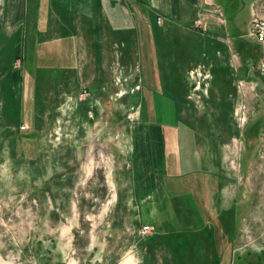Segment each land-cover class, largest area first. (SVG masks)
<instances>
[{
  "label": "rangeland",
  "instance_id": "374dc122",
  "mask_svg": "<svg viewBox=\"0 0 264 264\" xmlns=\"http://www.w3.org/2000/svg\"><path fill=\"white\" fill-rule=\"evenodd\" d=\"M218 2L221 12L210 21L224 25L236 94L217 110L214 85L199 101L202 110L186 114L206 121L189 128L196 137L186 168L200 169L190 183L208 219L219 225L222 213L235 211L225 264H264V77L262 46L250 35L264 18V0ZM11 51L0 48V264H155L148 255L155 228L140 220L130 191L127 153L141 119L131 80H109L96 97L88 89L37 91L32 112L23 113L25 96L9 75L23 60L8 62ZM157 199L147 217L181 225L183 205L164 193Z\"/></svg>",
  "mask_w": 264,
  "mask_h": 264
},
{
  "label": "crops",
  "instance_id": "0c3cea01",
  "mask_svg": "<svg viewBox=\"0 0 264 264\" xmlns=\"http://www.w3.org/2000/svg\"><path fill=\"white\" fill-rule=\"evenodd\" d=\"M220 9L218 0H5L0 5V48H12L8 62L23 60L9 72L17 93L25 96L23 113L32 112L37 91L75 96L85 89L96 97L109 80L117 85L131 80L129 93L141 119L132 125L127 153L130 191L142 209L140 220L155 228L148 250L155 264H175L164 239L169 235L221 230L222 264L233 241L223 224L235 211L222 213L219 225L208 219L190 183L200 169L186 168L188 144L196 137L189 128L206 122L186 114L202 110L199 101L210 97L214 85L217 110H225L221 106L232 104L236 94L230 92L235 68L229 45L219 34L224 25L210 21ZM55 63L62 68L52 67ZM161 193L165 201L183 205L186 215L178 227L175 218L147 217ZM208 255L213 264L214 253Z\"/></svg>",
  "mask_w": 264,
  "mask_h": 264
},
{
  "label": "trees",
  "instance_id": "16d2710c",
  "mask_svg": "<svg viewBox=\"0 0 264 264\" xmlns=\"http://www.w3.org/2000/svg\"><path fill=\"white\" fill-rule=\"evenodd\" d=\"M226 220H229L230 223L223 224V228L231 240L235 231L233 215L229 214ZM164 239L172 249V260L175 264H211L208 253L212 252L214 253L213 264L223 263V256L220 252L224 238L221 230L206 229L201 233L192 234V236L186 233H176Z\"/></svg>",
  "mask_w": 264,
  "mask_h": 264
},
{
  "label": "built area",
  "instance_id": "2783aa9c",
  "mask_svg": "<svg viewBox=\"0 0 264 264\" xmlns=\"http://www.w3.org/2000/svg\"><path fill=\"white\" fill-rule=\"evenodd\" d=\"M4 2H5V0H0V5ZM201 25H202L201 21H198L196 23V26H198V27H200ZM250 35L252 37H254L256 42L262 46V59H261L260 65H259V71H260V74L264 77V18H259L253 23V25L251 27ZM24 128H25V126L22 127V129H24ZM149 230H150V227L145 226L143 228L142 233L147 234L149 232Z\"/></svg>",
  "mask_w": 264,
  "mask_h": 264
}]
</instances>
